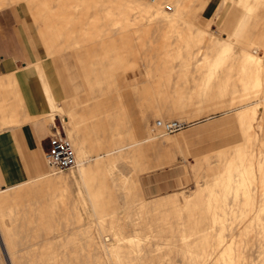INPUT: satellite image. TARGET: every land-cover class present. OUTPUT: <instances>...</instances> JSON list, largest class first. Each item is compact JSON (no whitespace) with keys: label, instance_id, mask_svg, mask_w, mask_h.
Listing matches in <instances>:
<instances>
[{"label":"rangeland","instance_id":"374dc122","mask_svg":"<svg viewBox=\"0 0 264 264\" xmlns=\"http://www.w3.org/2000/svg\"><path fill=\"white\" fill-rule=\"evenodd\" d=\"M109 1L1 0L0 10L14 3L28 8L48 49L58 59L63 77L76 86L63 106L51 105L48 119H53L51 114L56 122L62 119L80 162L79 166L59 172H50L47 168V175L30 179L11 190L20 195L6 207L2 220L14 230V262L191 264L193 260L192 264H214L222 261L219 254L212 260H203L201 254L197 261L195 257L191 261L192 257L185 258L181 235L185 229L189 231L187 223L194 218L205 221L207 200L202 198L208 191L194 205L186 206L182 202L206 184L212 191L223 188L217 183L223 165L227 164L223 162L236 155L233 153L237 152L240 141L239 123L232 116L244 104L260 106L253 119L257 122H252L257 141L253 138L256 144L252 147L251 141L250 147L259 157L264 154V70L258 92H244L238 78L239 46H246L248 52L257 50L255 55L264 66L263 0L256 2L253 14L244 23L240 19L246 14V4L240 0H232L226 18L217 16L204 23L195 15L193 0H141L152 6L151 11L128 10L125 17L124 9ZM166 3L172 9H167ZM165 12H179L176 24L161 18ZM189 28L195 32L201 30L202 41L195 36L196 42L188 39ZM217 39L231 43L234 46L229 50L231 53L215 47ZM230 54L235 58L230 59ZM102 99L118 144L94 153L87 151L84 138H77L73 109L81 103L99 101L102 104ZM158 119L179 120L181 127L164 130L155 125ZM149 137L153 140L146 143ZM81 147H84L82 152ZM93 162L104 165L103 180L98 176L101 197L97 204L91 201L78 176L79 169L94 166ZM165 168L175 173L177 186L160 191L152 184V174ZM47 179L62 182L50 185ZM258 180L254 177L256 183L252 181L250 186L255 185L251 195L259 209L264 190ZM174 195L180 199L178 207L166 204L155 208L156 201ZM242 198L236 205L233 196L228 197V211L224 215L217 209L221 213L215 226L216 229L223 226L225 233L222 229V234L226 237L220 244L224 249L232 244L233 264H264V210L250 211L249 206L246 216V212H241L246 201ZM197 211L199 216L194 214ZM200 212H205L204 217ZM256 213L262 216L259 220L254 216ZM189 214H193V219L189 220ZM114 233L129 238L137 236L138 242L124 239L118 254L106 249L104 252L103 236L114 238ZM106 240L112 241L110 238L103 241ZM1 263L5 264L2 255Z\"/></svg>","mask_w":264,"mask_h":264},{"label":"crops","instance_id":"0c3cea01","mask_svg":"<svg viewBox=\"0 0 264 264\" xmlns=\"http://www.w3.org/2000/svg\"><path fill=\"white\" fill-rule=\"evenodd\" d=\"M240 1L246 4V14L240 19L244 23L259 0ZM191 5L204 23L226 18L232 0H193ZM217 40L234 47L224 39ZM245 48L239 46L238 54L248 51ZM62 73L28 8L14 3L0 10V189L22 185L46 173L44 150L51 131V105L63 106L76 89ZM73 113L77 138H84L87 151L103 152L118 144L103 99L102 104L81 103ZM152 177L157 190L177 186L170 169L159 170Z\"/></svg>","mask_w":264,"mask_h":264},{"label":"bare ground","instance_id":"6f19581e","mask_svg":"<svg viewBox=\"0 0 264 264\" xmlns=\"http://www.w3.org/2000/svg\"><path fill=\"white\" fill-rule=\"evenodd\" d=\"M113 1L116 2L117 4H119L121 6V8L124 9L123 10L124 11L123 12L124 17L126 15V11H127V13H129L128 10L132 11L134 9L133 11L137 10L138 12H150L151 9H152V6H150L148 4H145L141 0H112V1L110 0L109 2H113ZM0 4H3V3H1V0H0ZM33 4H34V2H33ZM119 5L117 6L115 4V6L118 7V8H119ZM113 6H112V8H114ZM47 9H49V8H47ZM108 12H110V11H108ZM111 12H114V11H111ZM156 13L157 12H155L154 14H156ZM178 13L175 12V14H171L169 12L168 13L165 12V14L162 13L163 15H162L161 18H163L166 21H168V23L169 22L170 23H175V22L178 21L177 20L178 17H179V14ZM175 30H176V28H175ZM177 30L175 32H177ZM187 32H189L188 34H189V37H190L188 39L194 40L197 37H200L199 40L202 41L203 32H201V30H200V32L199 31L198 32H195V31H193V29L189 28ZM194 36L196 38H194ZM206 37H207V35H206ZM194 41L196 42V40H194ZM197 42H198V39H197ZM190 43L188 41V44L189 45H191ZM189 45H188V47H189ZM169 47H170V45H169ZM215 47H217L221 51H229V50H232L233 49V47L231 45H229V44H222L219 40H217L215 42ZM256 52H257V50H254L253 52H248V51H241L240 52L241 59L239 60L240 62H238L239 65H240L238 78H239V80L242 81V83H243L242 84V88H243L244 92H246V93H249L250 91L252 92L253 90L254 91L256 90L258 92L259 89L262 86V83H263V81H262V76H263L262 75V72H263L264 69L262 67H264V66H261L262 65L261 64V58L255 55V54H257ZM174 53L175 52H173V54ZM229 56H230V59H231V57H233L234 55L231 56V54H230ZM233 58H235V56ZM9 81H10V79H9ZM226 87L228 88V86H226ZM241 91H242V89H241ZM257 103H259V102H257ZM244 105L245 106H243V107L241 106L242 108L239 110V112H236V114H234L232 116L233 119L239 123V128H240V141L237 144L238 145V147L236 148L237 152L236 153H233V154H236V155H234V157L232 159H231V156H230V159H227L226 162H223V163H227V164L223 165V167H222L223 168L222 174H220L221 177H219L218 180H217V183L223 185V188L221 187V189H216V190L212 191L210 185L206 184L205 186H202V187L198 188L190 196L188 195V197L184 198V202H182L183 205H186V206H188V204L194 205L196 203V201L199 199V196L200 195H206L205 194V190L208 191L207 192V196L205 198H202V200H205V201L207 200L206 201L207 202V205H206V210H205L206 213L205 212L204 213L205 214L208 213L209 215H211V218H210V216L207 218V216H208V214H207V216H205L206 217L205 218V221L204 220H201L203 218H201L200 220H194V219H197L199 217L193 219L192 218L193 217V214H191V215L189 214L190 215L189 220L190 219H193V221H189V223H187L188 221H187V219H185V221H187L186 222L187 225L190 228H189V231H187L188 229L187 230L185 229L184 230L185 233H182L181 238H180V241L184 244L183 245V248L185 246V248H184L185 249L184 250L185 251L184 252V256H186L185 258L192 257V258H190V261H191V259H193V257L196 258V261L199 260L198 259V255L199 254L202 255L203 260L204 259L205 260H212V258L215 257L216 254L217 255L219 254V256L222 259V261H219L218 260L214 264H219V263H221V264L222 263L223 264H233L234 262L231 259V257H232L231 256V253L232 252L230 251V249H231L230 247H231L232 244L231 245L229 244L230 247H225L227 249H224L222 247V244H220V242H223L222 241L223 238H225V241H226V237H224L225 235L223 236V234H222L223 233L222 231L224 230L223 226L221 228H218V229H216V226H215L216 221L219 220L218 215H219V212H220L217 209H220L222 211V214L224 215V213L228 211L227 208H226L228 206V205L226 206V204H228L227 203L228 197L233 196V199L232 200L234 201V203H237L236 205H238L240 203L239 201H241L240 199L243 196L245 198V200H246V201L245 200H243V201H245L244 203L245 204L247 203L246 205H248V206H245L244 203H243V210L241 209L242 210L241 212H244L245 213L246 210H248L246 207H249V206H250L249 207V210L250 211L255 210V208H256V206L254 204L255 203L254 202L255 197L253 198L252 195H251L252 194L251 191L252 190H253V192L255 191V188L254 189L252 188V187H255V185H253L251 183V185H253V186L252 187L250 186V182H252L254 180V177L258 178L261 181V183H262L261 184L262 185L261 187L263 188L262 190H264V154H263V152H262V154H260L261 156L263 155L262 158H261V157L258 156L257 153H255V150L252 148V147L255 146V145H253V143L255 141H257V137L255 136L256 133L253 132L254 130L252 131V125L254 127V123L252 124V122H257V120L254 121L253 119H256L257 114H258V109L260 108V106H259V104H257V106H255L254 104H253L254 106H250V105H246V104H244ZM51 116H52V118L55 117L54 114H51ZM141 136H143V135H141ZM253 138H256V140L253 141L254 140ZM152 140H153V137H149V138L146 139V143H147V141L149 142V141H152ZM251 141H253L252 142V145H253L252 147H250V145H251L250 142ZM144 142H145V140H144ZM255 144H256V142H255ZM83 148L81 147V149H82L81 152L84 151ZM257 152L259 153V150ZM256 154H257V156L260 159L258 158V160H257ZM77 165L78 166L80 165L79 160H78ZM93 165L94 166H88V167H83V168L79 169V175L78 176L81 178V180H82V182L84 184V187L87 190L88 195L92 198L91 201H93V202H95L97 204L98 203V200L101 197V195H100L101 191H100V188H99L100 187V180L98 179V176L101 175V174H103V171H104L103 166L104 165H100V162H96L95 164L93 162ZM105 166L110 167L108 165H105ZM111 171H112V169H111ZM109 172H110V170H109ZM45 175H47V174H45ZM105 175H107V174L105 173ZM101 177H102V175H101ZM39 178H41V177H39ZM33 180L34 179H32V181ZM102 180H103V177H102ZM259 180H258V182H260ZM57 182L59 183V182H62V181L56 180V179H47V183L50 184V185H54ZM254 182L255 181H253V183ZM215 183H216V181H215ZM18 186H21V185H18ZM18 186H13V187L5 188V189H0V244H2V247H3L2 250L0 248V250H1L0 251V255H2V258L5 261V264H15V262H14V260H15L14 259V247H15V244L14 243H15V239L13 237L14 236V230H13L11 224H6L4 222V220H2V216L5 214L4 211H5L6 207H8V205L13 204V202H15L16 199H18V196L20 195L19 192H13V191L11 192V190L13 188H16ZM219 186L220 185H218V187ZM256 186H259V184L258 185L256 184ZM259 188H260V186H259ZM16 189H18V188H16ZM103 189L104 188L102 186V194H103ZM256 189H258V187H256ZM260 190H261V188H260ZM262 190H261V192H262ZM55 192H57V191H55ZM261 192H260V194H261ZM50 193L51 192H49V194ZM239 195H241L240 198L238 197ZM254 195H255V193H254ZM261 196H262L261 197L262 198L261 199L262 204H260L261 207H259V209L256 208L258 210H260V209L264 210V193L261 194ZM56 197L59 198L58 195ZM199 203H200V201H199ZM154 204L156 206L155 207L156 209H158V207L165 206L166 204H170V205H173V206L178 207L179 204H180V199H179V197H177V196L174 195V197H170L168 199L165 198V200H162V201H156ZM235 207L236 206H234V208ZM238 208H236V209H238ZM12 210L13 209H11V212H12ZM191 213H193V212H191ZM197 213L199 214L198 211L195 212L194 214L195 215H198ZM201 213L203 214L202 217H204V213L203 212H200V214ZM247 213L248 212H246L245 215ZM243 216L244 215H242V217ZM254 216L256 218H258V220H259L260 217H262V216H260V213H256ZM254 220H255V218H254ZM222 224L224 225V223H222ZM248 224L246 226L247 228L250 225V224L249 225ZM186 231L189 232V233H186ZM224 233H225V230H224ZM189 235H190V237H187ZM113 236H114V238L113 237H105V236H103L104 238H102V243H103L102 244V247H103V250L106 249L107 251H109L111 253L113 252L112 254H114V255L118 254L119 251H121L122 244L120 242L122 240L128 239V241H130L131 243H134V242L137 243L138 242V241L136 242V240L138 238L136 235H135L136 237H130L129 238V237H122V235H120V233H114ZM109 238L112 239L111 242H108L107 240H106L107 242L103 241V240L109 239ZM224 246H226V244H224ZM104 252H105V250H104ZM234 253H235V251H234ZM127 256L129 258V255H127ZM234 257H236V256H234ZM187 260H189V259H187ZM231 261L233 263H231ZM192 262H193V260H192ZM192 262H190V263L192 264Z\"/></svg>","mask_w":264,"mask_h":264},{"label":"built area","instance_id":"2783aa9c","mask_svg":"<svg viewBox=\"0 0 264 264\" xmlns=\"http://www.w3.org/2000/svg\"><path fill=\"white\" fill-rule=\"evenodd\" d=\"M167 9L172 6L165 4ZM62 120V119H61ZM56 122L55 117L50 121L51 131L47 137V146L44 150L45 158L50 172H59L77 166L78 158L74 143L67 134L62 121ZM156 126L172 131L181 127V122L176 119L163 121L158 119Z\"/></svg>","mask_w":264,"mask_h":264}]
</instances>
